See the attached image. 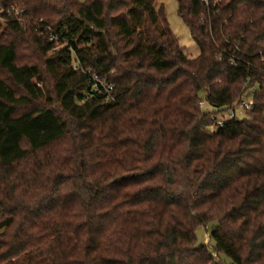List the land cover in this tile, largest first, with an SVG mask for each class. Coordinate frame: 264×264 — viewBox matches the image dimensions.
Listing matches in <instances>:
<instances>
[{
  "label": "trees",
  "instance_id": "1",
  "mask_svg": "<svg viewBox=\"0 0 264 264\" xmlns=\"http://www.w3.org/2000/svg\"><path fill=\"white\" fill-rule=\"evenodd\" d=\"M8 1L0 264H264V0H179L196 58L155 0Z\"/></svg>",
  "mask_w": 264,
  "mask_h": 264
},
{
  "label": "built area",
  "instance_id": "2",
  "mask_svg": "<svg viewBox=\"0 0 264 264\" xmlns=\"http://www.w3.org/2000/svg\"><path fill=\"white\" fill-rule=\"evenodd\" d=\"M207 3V0H205ZM27 14L28 10L25 6H21L18 4H11L8 0H0V26H6L10 21H16L20 25L24 26L27 23ZM26 28V27H25ZM40 29V30H39ZM38 30L40 34L44 32L49 33L50 42L56 43V48L52 49L51 54L55 53L57 50L61 48V45L58 42V35L55 33L53 28L50 25L39 24ZM67 44H64L65 46ZM222 59V56L219 57ZM77 69V65H75ZM86 74L92 75L89 71H84ZM93 80V88L98 93H105L108 101H114V87L110 83L106 82L98 75L91 76ZM254 107V99L252 97H244L242 98L236 109L230 110L226 115L218 114L215 116V121L218 127H222L225 125L226 121L239 119V111L245 116L248 111H251Z\"/></svg>",
  "mask_w": 264,
  "mask_h": 264
},
{
  "label": "rangeland",
  "instance_id": "3",
  "mask_svg": "<svg viewBox=\"0 0 264 264\" xmlns=\"http://www.w3.org/2000/svg\"><path fill=\"white\" fill-rule=\"evenodd\" d=\"M155 5L158 9H162L164 11L167 24L173 36L177 39L180 46L184 48L186 54L190 58H196L200 53V49L191 34L189 26L186 24L182 16L179 14V8H180L179 0H155ZM29 54H30L29 51L22 50L20 52L18 63L24 64L27 61H29L27 59V57H29ZM202 97H204V95H202ZM203 109L206 113H210L214 111V109L207 102L204 103ZM238 113H239V118L242 119L244 117L243 116L244 114H242V112L240 111ZM64 117L67 118L66 116ZM215 130H216L215 127L210 129L211 132H214ZM197 238L199 244H208L211 247L214 245V242H210L209 231L204 227H200L197 230ZM223 258L228 263L230 262V260L227 257L223 256Z\"/></svg>",
  "mask_w": 264,
  "mask_h": 264
}]
</instances>
